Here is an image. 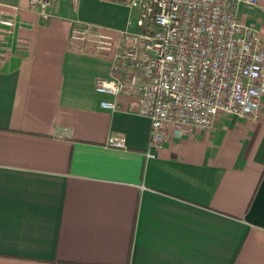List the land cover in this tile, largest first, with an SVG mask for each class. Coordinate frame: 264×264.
<instances>
[{
	"label": "crops",
	"instance_id": "crops-1",
	"mask_svg": "<svg viewBox=\"0 0 264 264\" xmlns=\"http://www.w3.org/2000/svg\"><path fill=\"white\" fill-rule=\"evenodd\" d=\"M15 5L33 26L14 28L0 63V264H264V105L186 125L149 157L135 97L95 89L113 46L71 37L85 20L115 40L138 9L52 0L44 19L0 0V16ZM237 16L264 46V0Z\"/></svg>",
	"mask_w": 264,
	"mask_h": 264
},
{
	"label": "built area",
	"instance_id": "built-area-1",
	"mask_svg": "<svg viewBox=\"0 0 264 264\" xmlns=\"http://www.w3.org/2000/svg\"><path fill=\"white\" fill-rule=\"evenodd\" d=\"M137 8L118 38L91 21H75L71 37L113 46L111 74L98 77V92L135 97L137 111L148 117L147 156L156 157L170 134L180 137L186 125L211 127L218 113L260 117L264 105V46L261 33L237 16L241 3L259 0H117ZM52 0H31L42 18ZM15 5L0 16V63L9 53L14 28L31 27ZM101 105L116 109L114 100ZM109 144L125 146L111 135Z\"/></svg>",
	"mask_w": 264,
	"mask_h": 264
},
{
	"label": "rangeland",
	"instance_id": "rangeland-1",
	"mask_svg": "<svg viewBox=\"0 0 264 264\" xmlns=\"http://www.w3.org/2000/svg\"><path fill=\"white\" fill-rule=\"evenodd\" d=\"M135 22H136V20L133 22V25H132V26H134V25H135Z\"/></svg>",
	"mask_w": 264,
	"mask_h": 264
}]
</instances>
